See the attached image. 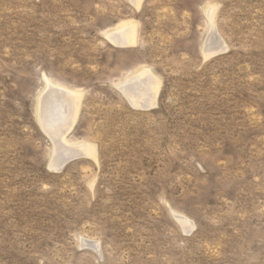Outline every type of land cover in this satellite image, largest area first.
Here are the masks:
<instances>
[{"label":"rangeland","instance_id":"rangeland-1","mask_svg":"<svg viewBox=\"0 0 264 264\" xmlns=\"http://www.w3.org/2000/svg\"><path fill=\"white\" fill-rule=\"evenodd\" d=\"M0 264H264V0H0Z\"/></svg>","mask_w":264,"mask_h":264},{"label":"bare ground","instance_id":"bare-ground-1","mask_svg":"<svg viewBox=\"0 0 264 264\" xmlns=\"http://www.w3.org/2000/svg\"><path fill=\"white\" fill-rule=\"evenodd\" d=\"M134 1H135V0H134ZM137 2H138V1H137ZM133 3H134V2H133ZM134 5H135V4H134ZM136 5H137V4H136ZM137 6H138V5H137ZM126 32H127V29H122L121 32L118 33V34H121V35H122V36H121L122 38L120 37L121 39H118V38H117L118 40H116V41H117L118 43H123V42H120V41H121L122 39H125V38L127 39V37H126ZM214 34H216V33H214ZM117 36H119V35H117ZM117 36H116V37H117ZM108 37H109V36H108ZM112 37H114V36H112ZM217 37H218V36H217ZM110 38H111V37H110ZM114 38H115V37H114ZM114 38H113V39H114ZM213 38H214V36H213ZM111 39H112V38H111ZM114 40H115V39H114ZM209 40H210V39H209ZM214 40H215V39H214ZM219 40H220V39H219ZM125 41H126V40H125ZM131 41H133V40H131ZM221 41H222V40H221ZM218 42H220V41H218ZM125 43H126V42H125ZM208 43H209V42H208ZM212 44H214V43H212ZM204 46H205V45H204ZM207 46H208V45H207ZM219 46H220V45H219ZM205 47H206V46H205ZM217 49H218V47H217ZM221 49H222V48H221ZM221 49H220V50H221ZM223 49H224V47H223ZM212 51H213V50H212ZM222 51H223V50H222ZM222 51H220V52H222ZM210 52H211V51H210ZM215 52H217V51H215ZM206 53H207V52H206ZM206 53H205V54H206ZM217 53H218V52H217ZM205 54H204V56H206ZM210 54H211V53H210ZM213 54H214V53H213ZM213 54H212V55H213ZM143 72H144V71H143ZM145 72H147V71H145ZM145 72H144V73L140 72V73H142V74L138 75V77L136 78L137 80H139V78H141L142 76H144V77L146 76L145 80H146L147 82H146L145 85H144V82L141 81V79L139 80V81H141V82H139V83L137 84V85H141V86H143V88L140 90V91H141V94H140V95H142V94H143L142 92H144V91L148 92V91H150L151 89H153V88H152V81H150V78L152 77V75H151V77H150L149 75H147L148 73H145ZM137 74H139V73H137ZM137 74H136V75H137ZM131 77H132V76H131ZM142 78H143V77H142ZM152 78H153V77H152ZM154 80H155V79H154ZM157 81H158V80H157ZM133 82H134V81H133ZM155 82H156V81H155ZM155 82H154V83H155ZM136 83H137V82H136ZM136 83H134V85H133L132 88H134V87L137 86ZM156 83H158V82H156ZM156 83H155V85H157ZM127 84H128V83H127ZM130 84H131V83H130ZM123 85H124V84H123ZM123 85H122V87H123ZM158 86H159V85H158ZM153 87H154V86H153ZM156 87H157V86H156ZM125 88H127V87H125ZM132 88H131L132 91H139V90H135V89H132ZM57 89H58V90H57V93H61V94H59L58 96H57V93L54 92L55 89H54V90H52V89L50 90V88H49V90H50V95L48 96L49 98L46 99V97H45V99H46V103H45L46 113H51V114L53 113V114L56 115V112L58 111L57 109H58V108L61 109V106H62L61 103H58V107L55 106V104H54V102H57V100H58L57 98H58V97H60V99H61L62 97L72 98L73 96H75V95L72 96V94H71L70 92H65V93H63V92H61L62 89H59V88H57ZM121 89H122V88H121ZM127 89H128V88H127ZM139 89H140V88H139ZM155 89H156V88H155ZM47 91H48V90H47ZM55 91H56V90H55ZM58 91H60V92H58ZM153 91H154V90H153ZM157 91H158V90H157ZM150 92H151V91H150ZM154 92H155V91H154ZM154 92H153V93H154ZM134 93H135V92H134ZM134 93H133V94H134ZM148 93H149V92H148ZM157 93H158V92H156L155 94L157 95ZM151 94H152V93H151ZM155 94H154V95H155ZM144 95H146V94L144 93ZM127 96H128V95H127ZM127 96H126V97H127ZM130 96H131V95H130ZM147 96H148V94H147ZM75 97H76V96H75ZM132 97H133V96H132ZM152 97H155V98H156V96H152ZM78 98H79V96L77 97V99H78ZM127 98H128V97H127ZM130 98H131V97H130ZM133 98H134V97H133ZM136 98H138V95H137ZM136 98H135V99H136ZM147 98H148V97H147ZM144 99H146V96H145ZM75 100H76V99H75ZM75 100H74V101H75ZM129 100H130V99H129ZM65 101H67V100H65ZM74 101H73V102H74ZM78 101H79V100H78ZM138 101H140V100H138ZM149 101H150V100H149ZM153 101H154V100H153ZM130 102H131V101H130ZM143 102H144V101H143ZM151 102H152V101H151ZM40 103H41V102H40ZM76 103H77V102H76ZM63 104H64V103H63ZM74 104H75V102H74ZM138 104H139V103H138ZM149 104H150V103H149ZM147 105H148V103H147ZM74 106H75V105H74ZM76 106H77V104H76ZM76 106H75V107H76ZM138 106H139V105H138ZM149 106H150V105H149ZM151 106H152V105H151ZM72 107H73V106H72ZM140 107H141V106H140ZM147 107H148V106H147ZM144 108H145V107H144ZM60 109H59V110H60ZM74 109H76V108H74ZM43 110H44V109H43ZM61 110H62V109H61ZM69 110H70V109H69ZM69 110H68V111H69ZM40 111H41V110H40ZM44 111H45V110H44ZM44 111H43V112H44ZM76 111H77V109H76ZM75 113H76V112H75ZM64 114H65V113H64ZM64 114H63V115H64ZM69 114H71V113H69ZM41 115H42V114H41ZM42 116H43V115H42ZM67 116H68V115H67ZM73 116H76V115H73ZM52 117H53V116H52ZM54 117H55V116H54ZM65 117H66V116H65ZM67 118H68V117H67ZM74 118H75V117H74ZM46 119H47V118H46ZM46 119H44L43 121H45ZM48 119H49V118H48ZM69 119H70V117H69ZM40 120H41V119H40ZM53 120H54V119H53ZM41 121H42V120H41ZM43 121L41 122L42 124H43ZM68 121L70 122V120H67V123H69ZM73 121H74V119H73ZM58 122H59V121H58ZM64 122H65V121H64ZM52 123H53V122H52ZM67 123H66V124H67ZM55 124H56V123H55ZM69 124H70V123H69ZM46 125L48 126L47 123H46ZM53 125H54V124H53ZM58 125H59V123H58ZM60 125H62V124H60ZM67 125H68V124H67ZM71 125H72V124H71ZM41 126H42V125H41ZM50 126H52V125H50ZM55 126H56V125H55ZM45 127H46V126H45ZM42 128H43V127H42ZM48 128H49V127H48ZM53 128H54V127H53ZM53 128L51 127V130H52ZM57 128H58V127H57ZM63 128H64V127H63ZM65 128H66V127H65ZM70 128H71V127H70ZM48 130H49V129H48ZM66 130H67V129H66ZM45 131H46V130H45ZM56 131H57V130H56ZM68 131H69V130H68ZM65 132H66V131H65ZM58 133H59V132H58ZM48 134H49V133H48ZM65 134H66V133H65ZM52 136H53V135H52ZM59 136H60V133H59ZM61 137H62V135H61ZM52 141H53V139H52ZM56 141H57V140H56ZM62 142L65 143L64 141H62ZM56 143H57V142H56ZM58 143H59V142H58ZM58 143H57V144H58ZM60 143H61V142H60ZM63 143H62V145H63ZM66 145H67V144H66ZM64 147H65V146H64ZM66 147H67V146H66ZM84 147H85V146H84ZM86 148H87V147H85L84 149H86ZM64 149H65V148H64ZM57 150H58V149H57ZM65 150H66V149H65ZM87 150H88V149H87ZM83 151H84V150H83ZM85 151H86V150H85ZM85 151H84V153H85ZM60 152H61V151H60ZM86 152H87V151H86ZM62 153H63V152H62ZM62 153H61V154H62ZM84 153H83V154H84ZM87 153H88V152H87ZM87 153H86V154H87ZM64 154H65V153H64ZM86 154H85V155H86ZM58 155H59V154H58ZM87 155H89V153H88ZM55 156H56V155H55ZM78 156H79V155H78ZM82 157H83V156H82ZM82 157H81V158H82ZM77 158H78V157H76V159H77ZM71 159H72V158H71ZM68 160H69V159H68ZM74 160H75V159H74ZM56 161H57V160H56ZM64 161H65V160H63L61 163L63 164ZM68 162H69V161H68ZM65 163H66V162H65ZM52 165H53V164H52ZM59 165H60V164H59ZM54 166H55V165H54ZM51 167H52V166H51ZM58 167H59V166H57L56 168H58ZM60 170H61V169H60Z\"/></svg>","mask_w":264,"mask_h":264}]
</instances>
